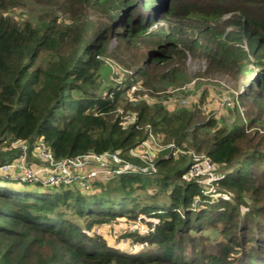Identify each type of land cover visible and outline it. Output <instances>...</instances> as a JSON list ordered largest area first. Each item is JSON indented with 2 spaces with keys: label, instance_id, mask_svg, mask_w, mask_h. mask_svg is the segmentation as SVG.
Listing matches in <instances>:
<instances>
[{
  "label": "trees",
  "instance_id": "trees-1",
  "mask_svg": "<svg viewBox=\"0 0 264 264\" xmlns=\"http://www.w3.org/2000/svg\"><path fill=\"white\" fill-rule=\"evenodd\" d=\"M114 38L147 50L120 84L105 62ZM190 54L239 80L238 119L141 94L157 99ZM150 131L209 157V186L182 152L142 170L130 149ZM18 139L56 158L117 151L136 168L84 188L0 173V264H264V0H0V165ZM125 223L129 248L103 232Z\"/></svg>",
  "mask_w": 264,
  "mask_h": 264
},
{
  "label": "built area",
  "instance_id": "built-area-1",
  "mask_svg": "<svg viewBox=\"0 0 264 264\" xmlns=\"http://www.w3.org/2000/svg\"><path fill=\"white\" fill-rule=\"evenodd\" d=\"M136 89L138 86L133 85L131 90L135 91ZM173 100H178L183 105L192 102L200 103L191 92L174 99L166 98L164 101L170 103ZM226 103H231L230 98ZM202 107L204 106L202 105ZM125 118L134 119L133 116L128 115ZM10 147H19L21 154L0 165L1 175L43 188L61 186L62 184L84 188L97 178L106 179L136 168V163L133 160L124 158L117 151H85L73 156L56 158L43 139L37 140L33 144V148H30V145L22 139L12 142ZM167 149L169 152L166 155L178 154L183 151L175 146V142H165L164 137L150 131L146 139L130 149V154L148 162L141 166L142 170L149 168L155 170L156 157ZM195 157L196 160L190 168V173L192 175H207L212 180L215 177L214 163L203 153L197 154Z\"/></svg>",
  "mask_w": 264,
  "mask_h": 264
},
{
  "label": "rangeland",
  "instance_id": "rangeland-1",
  "mask_svg": "<svg viewBox=\"0 0 264 264\" xmlns=\"http://www.w3.org/2000/svg\"><path fill=\"white\" fill-rule=\"evenodd\" d=\"M166 19H168V17H164L157 23H161ZM146 56L147 50L145 42L134 41V43L128 47L127 42L120 43L118 39L114 38L109 45L108 54L105 57V62L108 66L107 75L109 76V79L114 84H120L128 76L127 73H130L143 64ZM180 61H182V63L180 62L176 64L179 66L180 77L175 84H168V86L159 84L158 91H155L159 92V97L157 99L155 98L157 96H151L149 91L142 92L141 94L150 98L152 101H157L159 99L164 101L166 98L171 97L174 99L180 96H185L191 92L194 93L195 98H197L198 101L202 98L204 100L203 106L209 113L218 117L221 122L230 123L235 119H238V111L230 109L226 102L229 98L231 99L233 93H237L239 88L237 84L239 80L222 70H218L211 66L207 67L205 59L198 54H190V56L184 57L183 60ZM134 85L138 86V89L135 91L130 90V95H135L139 89L140 92L143 90L138 83ZM180 105L182 104H180L178 100H173L166 104L170 109L177 108ZM164 141L174 142L173 140H167V138H164ZM10 145L7 146V148H12ZM181 149H183L182 153L190 155L191 158L194 159V162L196 160L195 155L201 154L197 151L186 148L181 147ZM215 175L216 169L214 168V176ZM198 176L202 182L209 186L211 179H209L207 175ZM34 189L38 190L39 188L37 187ZM208 190H212L211 185L208 187ZM136 223L141 228L144 226L145 229L148 228V225L142 224L140 218L137 219ZM122 226L127 228L130 227L128 225L126 226L125 223L119 226L116 225L115 228H106L103 232L108 235L111 243L117 244L123 248H129L132 244L120 234L123 232Z\"/></svg>",
  "mask_w": 264,
  "mask_h": 264
}]
</instances>
